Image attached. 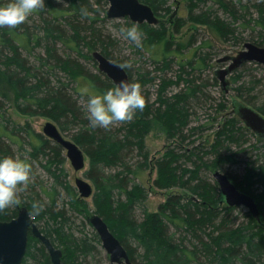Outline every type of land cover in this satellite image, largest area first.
I'll return each mask as SVG.
<instances>
[{
	"label": "trees",
	"instance_id": "obj_1",
	"mask_svg": "<svg viewBox=\"0 0 264 264\" xmlns=\"http://www.w3.org/2000/svg\"><path fill=\"white\" fill-rule=\"evenodd\" d=\"M141 1L149 4L160 18L164 12H170L168 0ZM186 1V19L172 13L169 21L161 20L155 25L137 23L143 33V48L162 45L163 59L155 68L159 72L154 71L152 75V72H145L136 79H132L129 68H125L130 80L141 84L146 100L144 110H138L131 122L114 125L110 130L93 129L81 102L87 99L80 94L83 88L100 94L114 84L101 71L93 72L85 66L78 56L96 66L89 51L99 50L110 59L124 62L115 56V37L97 25L107 17L106 8H101L102 3L107 6L106 0H64L65 5L48 4L46 10L39 11V22H33L30 28L25 24L16 29L0 28V83L5 81L12 90L18 111L48 117L62 132H68L87 155L89 167L84 174L94 184V212L105 220L132 261L144 264H264V161L249 162L243 181L238 182L224 166L227 161H235L232 147L252 132L236 115L228 112L221 118L214 141L206 151L200 146L190 151L180 146L185 140L184 130H188L192 108L200 102L204 86L200 75H190L191 72L185 70L190 67L200 72L207 65V55L196 57L195 51L191 56L181 54L189 44L174 43L168 24L174 26L175 31L186 20L194 26L205 25L215 37L227 41L235 35L233 23L237 19L235 4L230 0L213 1L228 11L233 17L231 21L221 18L210 8L198 9L199 4L207 0ZM260 1L262 4L263 0ZM81 8H87L90 16H81ZM101 12L104 13L102 18ZM132 23L125 17L122 23L115 25L119 30L122 25ZM194 36H191L193 41ZM58 42L67 50L65 55L58 52ZM29 46L42 50L34 56L35 64L22 53V49H29ZM174 58L179 64L178 72L167 78ZM245 64L240 66V72L246 68ZM241 75H234L233 80L239 81ZM181 81L185 88L167 94L171 84L179 85ZM259 83L254 77L242 81L235 87L237 95L253 104L250 93ZM146 84L157 86L153 100L149 90L143 89ZM260 92L264 93V88ZM3 95L0 92V157L20 155L26 158L32 166L33 181L19 194L20 204L0 213V219L16 216L18 207L25 205L37 225L38 221L43 222V227L38 226L40 230L57 247L63 246L62 264H92L101 241L96 232L89 236L81 228L80 233L74 229L77 215L84 214V224L90 222L84 212L87 209L85 200L77 196L61 166L65 160L63 148L42 132L33 130L28 122H11ZM254 107L264 114L261 106ZM223 108L222 103L215 106L216 111ZM152 121L161 124L168 137L176 142L162 156L153 159L145 144ZM20 150H24L26 156L19 153ZM210 153L214 157L204 159ZM209 165L226 173L237 188L256 199L260 222L249 212L247 225L252 227L237 222L234 214L237 206L221 202L216 181L210 182L201 174ZM36 166L52 180L50 189L43 186L44 180L36 173ZM151 167L157 172L152 182L154 186L160 189L178 187L183 191L171 193L153 213L145 206L146 187L136 181L139 172ZM59 188L65 191L67 199H62L57 206ZM41 193L47 196V201ZM34 201L44 206L35 215L32 211ZM137 209L141 210V218L136 214ZM21 264H52L43 244L31 234Z\"/></svg>",
	"mask_w": 264,
	"mask_h": 264
},
{
	"label": "rangeland",
	"instance_id": "obj_2",
	"mask_svg": "<svg viewBox=\"0 0 264 264\" xmlns=\"http://www.w3.org/2000/svg\"><path fill=\"white\" fill-rule=\"evenodd\" d=\"M230 1L235 4V15L237 19L233 23V26L235 28V35L233 37H230V39L227 41H222L221 39L215 37L205 25L194 26L192 23L186 20L180 26L179 30L175 31V29L173 28L174 26L168 24L169 34H172L171 38L173 39L174 43L180 42V45H182V42L184 44H189L187 47H184L180 51L181 54L185 56H191L195 51L196 57L200 55H207V61L205 62L207 65L202 68L200 72L190 67H186L187 69L185 70V72H191L190 75H200L201 81L204 82L203 95L200 99V102L198 104H194L192 108V113L190 114L189 123L187 125L188 130H184V134L186 135L185 140L184 142L180 143V146L189 151L191 150V148L194 149L198 146L202 148V151H206V149L209 148V146L214 141L215 130L216 128H218L221 118L225 116L228 112H230L232 109L231 101L233 97L237 98L238 100L244 103H247L243 97H239L237 95V90L235 89V87L241 84L242 81L244 82L252 77L260 81L257 86V89L253 88L251 93L249 92L250 95L253 96L252 98L254 101V103L250 105L253 107L254 105L261 106L264 109V93L260 92V90L264 88L263 64L257 62H247L245 64L246 68H242L241 72V67H239L232 74L228 75V78L230 80V86L227 92L222 91L218 77H216L217 79H215V72L217 68L225 65L224 63L217 62L218 58L225 55H235L240 49H242V45L246 41H251L253 43H256L257 45L264 46V0L262 4H260V0ZM7 2L8 0H0V6L6 4ZM48 4L51 6H57L60 4L65 5V2L64 0L62 3H58L57 0H45V7L43 8V10H46ZM102 4L103 5L101 8L107 9L108 4L107 6L104 3ZM168 5L170 6V12H164V15L161 16L164 21L171 20L172 18L170 16L172 13H174V15L182 17L183 19H186L188 15L186 0H168ZM240 5L242 6L240 7ZM93 6L95 7V5ZM207 8L214 10L221 18L227 21H231L233 18L228 13V11H225L217 2H214L213 0H207L204 3H200L198 7V9L203 10H206ZM39 11L41 10L34 12L24 24L30 28L33 22H39ZM162 12L163 11H161V13ZM102 17H104L103 12H101V18ZM117 22L122 23L123 18L116 19L106 17L104 18V20H99L97 25L103 27L104 30H106L113 37H115V56H118V58L122 59L123 61L127 60L132 63V67L129 68L131 72V78L136 79L140 76V74H143L145 72H152L150 75L154 74L155 72H159V70L155 71V68L158 64L160 65L163 59V54H161L162 45H158L157 47H150V49L143 47L137 48L133 43L125 40L120 35L119 30L115 25ZM35 31L38 32V29H36ZM193 34H195L194 41L192 40L193 37H191ZM239 40L241 41L239 42ZM31 46H29V49H27L28 47L26 49L23 48L22 53L28 58L31 64H35L34 56L38 52H42V50L41 48L34 46V48H31ZM57 47L59 48V53L64 55L67 53V50L62 48L61 43L58 42ZM86 51L87 50L84 49L82 52L85 53ZM91 51L92 50L89 51L90 56ZM74 55L77 56V53H75ZM78 58L83 61L85 66H87L93 72L98 71L97 65L94 66L92 62L87 61L81 56H78ZM158 60H160V62ZM171 67L172 69L168 70L166 74L167 78L172 76L173 73L178 72L179 64L175 58L171 62ZM238 73L242 75L241 79L236 82L233 80V76L237 75ZM157 82L158 80H156V83ZM183 83L184 82L181 81L179 85L171 84L167 89V94L174 93L180 88H185ZM143 89L149 90L150 98L152 100L155 98L157 89L156 85L149 86L148 84H146L144 85ZM0 92L5 95V97H2V100L4 101V107L6 109L7 115L10 117L11 122H13L14 124H23L28 122L33 130L41 132L43 124L47 120H51L48 117L39 115H27L18 111L15 105L16 100L14 98V94L9 88V86L5 83V81L0 83ZM81 102L82 104H84L86 100L82 99ZM221 103L224 104V108L222 110L216 111V104ZM10 125H12V123H10L9 126ZM189 127H192V129H189ZM63 133L70 138L68 132ZM175 143L176 142H174L173 138L168 137L165 128L161 124H158L154 121L151 122L150 131L145 137V144L149 151L150 158L153 159L162 156L165 151L168 148L172 147ZM232 151H234L235 153V161L225 162V170H227V172L234 177L236 182L243 181L242 179L246 174V168L249 162L251 163L255 159H257L258 163L264 161V139L258 138L253 132L252 134H245L244 138L240 140V143L232 147ZM19 153H22L24 156H26L24 150H20ZM62 153L65 156L64 150L62 151ZM213 157L214 154L210 153L205 155L204 159L208 158L211 160ZM186 163L188 165L191 164V162L188 161ZM61 166H63L64 170L66 171L67 181L74 187L77 196L78 190L74 182L76 176H82L86 178L92 185H94L93 182L88 179L84 174V171L87 170L89 167V160L87 157L85 168L82 170L75 171L66 156ZM214 169L216 168L209 165L208 169L201 170V174L203 176H206L208 181L213 182L215 181L213 177ZM36 173L40 176L42 180H44L43 186L47 189H50L52 180L46 175V173H44V171L41 168H38L37 166ZM137 176L138 178H136V181L143 184L148 191L145 206L151 213L155 212L158 208V205L161 202H164L171 193L183 192L182 189L178 187H174L171 189H160L154 186L152 182L157 177V172L154 167L142 170L137 174ZM243 184L244 186H246L247 182ZM255 187H257V185H255ZM58 190L60 193L58 195L57 206L60 205L62 199H67L65 191L61 188H59ZM256 191L259 192L260 190L258 189ZM256 191H254V193ZM41 195L45 198L46 201L48 200L45 194L43 195V193H41ZM190 195L191 194H188V196ZM84 200L87 204V209L84 212L87 214V216H89L95 210L92 202V197H88ZM247 212H249L247 208L243 206H237V209L234 213L237 216V222L247 225L249 220L246 215ZM73 214L77 215V213L75 212H73ZM136 214L138 218L142 217L140 209L136 210ZM82 216H84V214L77 215V218H74V229L76 233H80L81 228L82 230H84L85 234L92 236V233L96 231L91 224L83 223ZM38 226L43 227V222L38 221ZM248 227L252 226L249 225ZM59 247L63 249L62 245ZM96 254L97 255L92 260V264H111L109 256L103 249L101 243H99L98 245V252Z\"/></svg>",
	"mask_w": 264,
	"mask_h": 264
},
{
	"label": "water",
	"instance_id": "obj_3",
	"mask_svg": "<svg viewBox=\"0 0 264 264\" xmlns=\"http://www.w3.org/2000/svg\"><path fill=\"white\" fill-rule=\"evenodd\" d=\"M108 18H129L135 23H148L155 25L162 18L158 17L152 7L141 0H106ZM96 61L99 71L104 73L113 84L121 80L132 82L126 69H121L115 59H110L99 50L91 52ZM218 62H227V65L216 70V76L220 80L223 92H227L230 86L228 75L240 67L244 62H257L264 65V46L246 41L235 55H225L217 59ZM231 113L237 115L244 126L250 129L256 136L264 138V114L250 104L244 103L233 97L231 101ZM42 134L60 145L65 151L66 158L70 161L73 169L79 171L85 168L87 155L71 138L66 136L52 121L47 120L42 126ZM213 177L219 187L220 201L228 206H243L248 209L252 217L258 222L260 210L256 199L240 190L230 180L228 175L218 169L213 171ZM79 198L92 197L94 185L86 178L76 176L74 179ZM90 224L95 229L103 249L109 256L111 264H144L130 259L126 248L113 234L105 220L96 212L88 216ZM30 234L40 240L45 247L52 264H62V250L57 247L48 236L38 227L34 217L25 205L18 207L16 216L3 220L0 219V264H21L27 249Z\"/></svg>",
	"mask_w": 264,
	"mask_h": 264
},
{
	"label": "clouds",
	"instance_id": "obj_4",
	"mask_svg": "<svg viewBox=\"0 0 264 264\" xmlns=\"http://www.w3.org/2000/svg\"><path fill=\"white\" fill-rule=\"evenodd\" d=\"M57 2L62 3L63 0ZM44 7L45 0H8L6 4L0 6V28L16 29L34 12ZM80 13L83 17L90 16L87 8H81ZM119 33L137 48L143 47V33L137 23L133 22L130 26L122 25ZM117 66L121 69L131 68L132 63L126 60ZM80 94L87 97L83 108L89 126L93 129L110 130L114 125L131 122L137 111H143L146 107L142 86L138 81L121 80L100 94L85 87ZM32 181V166L26 158H21L20 155L0 157V213L20 204L19 194L26 191ZM43 207L40 202L34 201L33 215L42 211Z\"/></svg>",
	"mask_w": 264,
	"mask_h": 264
},
{
	"label": "flooded vegetation",
	"instance_id": "obj_5",
	"mask_svg": "<svg viewBox=\"0 0 264 264\" xmlns=\"http://www.w3.org/2000/svg\"><path fill=\"white\" fill-rule=\"evenodd\" d=\"M162 20H163V19H162ZM217 62H218V61H217ZM219 63H222V62H219ZM223 63H224L225 65H227V62H223ZM244 63H247V62H244ZM244 63H242V64H244ZM225 65H223V66H225ZM223 66H221V67H223ZM240 66H241V65H240ZM219 68H220V67H219ZM238 68H239V67H238ZM238 68H237V69H238ZM217 69H218V68H217ZM235 70H236V69H235ZM235 70H234V71H235ZM234 71H233V72H234ZM233 72H231L230 74H232ZM230 74H229V75H230ZM215 75H216V73H215ZM215 77H217V76H215ZM228 79H229V78H228ZM219 81H220V80H219ZM229 81H230V80H229ZM247 104H248V103H247ZM231 107H232V105H231ZM254 108H255V107H254ZM231 110H232V109H231ZM257 110H258V109H257ZM258 111H259V110H258ZM259 112H260V111H259ZM230 113H231V112H230ZM261 113H262V112H261ZM232 114H233V113H232ZM262 114H263V113H262ZM234 115H235V114H234ZM236 116H237V115H236ZM237 117H238V116H237ZM238 118H239V117H238ZM239 119H240V118H239ZM241 122H242V121H241ZM242 124H243V122H242ZM243 125H244V124H243ZM249 130H250V129H249ZM250 131H251V130H250ZM251 132H252V131H251ZM255 135H256V134H255ZM257 137H258V136H257ZM258 138H260V139H264V138H262V137H258Z\"/></svg>",
	"mask_w": 264,
	"mask_h": 264
},
{
	"label": "bare ground",
	"instance_id": "obj_6",
	"mask_svg": "<svg viewBox=\"0 0 264 264\" xmlns=\"http://www.w3.org/2000/svg\"><path fill=\"white\" fill-rule=\"evenodd\" d=\"M202 131V130H201ZM162 133V132H161Z\"/></svg>",
	"mask_w": 264,
	"mask_h": 264
}]
</instances>
